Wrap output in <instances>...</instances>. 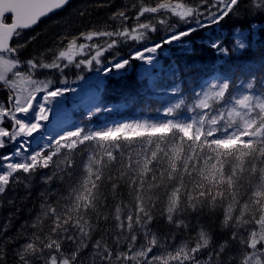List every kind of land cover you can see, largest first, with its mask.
Returning <instances> with one entry per match:
<instances>
[{"label": "snow or ice", "instance_id": "snow-or-ice-1", "mask_svg": "<svg viewBox=\"0 0 264 264\" xmlns=\"http://www.w3.org/2000/svg\"><path fill=\"white\" fill-rule=\"evenodd\" d=\"M69 2L0 0V87L9 90L7 101L0 102V149L16 145L13 152L0 155V195L11 184H22L29 189L38 170L51 169L41 177V182L49 186L42 193L41 213L31 223L25 222L16 236H6L7 227L0 226V264H9V253L11 264H88V261L91 264H232L233 260H239V264H264V58L259 67L243 69L242 75H236L231 69L222 73L217 65L209 78L190 91V103H186L179 66L172 62L165 68L157 56L166 46H175L190 54L188 38L193 33L219 25L229 16L239 18L243 12L254 18L264 17V0H248L247 4L243 0H183L156 2L155 6L147 0H133L124 10L118 9L109 17L114 29L80 32L58 52L49 49L50 62L44 59L45 53L21 61L18 53L28 42L13 47L9 40L18 39L24 30ZM129 9H135L136 23L132 26H128ZM6 15L11 23L5 22ZM141 18L145 22L141 23ZM172 18H176L175 24ZM180 24L186 26L184 30L177 27ZM161 28L165 35L158 42L130 52L127 58L117 52L102 62L103 54L117 48L122 41H146L150 33ZM261 32L264 24L251 23L246 30L236 29L230 44H225V37L221 35L210 37L206 47L217 57L226 58L249 49ZM81 40L85 42L78 43ZM77 50L80 54L94 50L95 55L77 61ZM133 61L143 65L138 78L146 81L147 87L155 89L164 79L169 81L165 91L179 97L178 102L164 109L170 118L155 123L120 122L103 130L76 126L55 137L49 135L46 143L37 149L31 148V138L44 132L45 122L50 120L53 111L50 105L66 93L76 91L56 86L57 82L51 78L33 79L38 70L53 69L63 76L69 66L91 68L95 62L97 73L121 79ZM17 67H24L27 72H13ZM7 72H13L14 79L9 80ZM24 83L31 87H20ZM67 83V78L59 81L62 85ZM257 87L259 94L255 91ZM131 100L128 97L125 102ZM88 103L89 118L111 110L99 91L89 97ZM182 108L190 115L183 117L179 111ZM5 120L10 128L3 126ZM137 140L141 147L133 153L131 146ZM86 142L94 150L86 154V163L82 162L86 175L79 177L76 152ZM118 155V174L108 175L107 179L113 195L119 193L121 182L133 190L134 211L129 210L121 219L118 205L115 248L101 236L92 243L87 257L82 258L93 233L98 231L89 222V213H95L99 219V203L107 200L101 191L104 174L117 162ZM157 166L163 169L159 176L155 174ZM145 174L152 175L151 183ZM245 177L251 194L242 203L238 197ZM54 182H66V195L50 187ZM159 187L171 188L166 192V218L177 229L188 228L180 218L185 211L198 212L205 204L215 207L217 202L229 200L223 224L232 229L230 241L240 245L243 258L238 254L223 260L230 243L225 241L209 253L207 261H201V252L211 242L210 232L203 227L194 242L177 243L174 234L153 231L151 209L154 205L147 193ZM49 220L51 225L45 232V222ZM138 236L144 239L139 248L136 247ZM121 240L126 243L125 251L119 250ZM154 249L159 254H152Z\"/></svg>", "mask_w": 264, "mask_h": 264}, {"label": "trees", "instance_id": "trees-1", "mask_svg": "<svg viewBox=\"0 0 264 264\" xmlns=\"http://www.w3.org/2000/svg\"><path fill=\"white\" fill-rule=\"evenodd\" d=\"M80 0H74L73 4L68 5L66 8L70 6L73 8L74 5ZM125 5H129L125 0ZM108 5H113V0H108ZM148 2V1H147ZM151 2V1H150ZM248 0H243V4H247ZM242 4V7H243ZM124 5V6H125ZM65 8V9H66ZM64 9V10H65ZM63 10V11H64ZM135 10V9H134ZM62 11L60 13L55 14L49 21H45L43 25L47 22L57 19L61 16ZM7 17V16H6ZM176 18H172V23L175 24ZM5 22H9L8 18H5ZM251 23H262L264 24V17L257 16L252 17L250 15H246L243 12L239 16V18L234 16H229L225 18L219 25H212L211 27L201 29L195 33H193L188 40L191 42V53H185L180 48L175 46H168L166 54L164 52H158L157 56L159 58L160 63L167 68V66L175 62L176 65L179 66L180 69V77L183 80L182 88L185 89L184 98L186 99V103H190L189 93L198 85L202 84L204 80L210 77L213 73L214 68L219 65L220 71L226 72L231 69L233 73L236 75H242V70L251 67H259L262 58H264V32H261L258 39L251 43V47L241 53H237L235 55H231L229 57H217L212 49L206 47V42L210 37L223 36L225 37V44H230L233 32L236 29H248L249 24ZM180 30H184L186 27L184 24H180L177 26ZM49 30V29H48ZM55 31V30H54ZM46 31L43 30V33ZM35 35V41L39 43L41 40H49L52 38V33L49 36L46 34L43 38H40L39 34L36 35V32L32 33ZM165 32L161 28L159 31L155 33H151L149 38L144 41L145 43L152 44L153 42H158L163 36ZM31 38V37H30ZM251 40V37H250ZM14 45L22 42V39L19 37L14 40ZM25 47H23L18 53L19 59L21 61H26L33 57L39 56L40 53H45L44 59L47 62L51 61L52 54L48 52L49 49H52V52L56 51V47L53 43H51L50 48H38L35 44H31L30 41H27ZM125 43H130L126 46ZM125 43L119 44V46L110 52L108 55L104 56V60L110 59L112 55L117 52L120 56L127 58L130 52H133V47H135V43L132 41H127ZM167 47V46H166ZM143 67L141 66L139 61H133L131 67L128 69L126 75L121 79H116L113 77H106L105 81L99 87V91L102 99L104 100L105 105H118L120 106L118 109L110 111L108 113L99 115H94L91 118H87L86 112L87 108L77 103V109H73L72 112L69 113V116L66 118L65 125L69 128H74L76 126H85L88 127V121L96 124H106L114 121H122L126 119H132L139 116H147L151 115L155 112H159V109L164 108L169 103L172 104L175 99H179L178 96L173 95L170 91H165V89L169 86V81L164 79L162 84H158L155 89L147 87V82H142L138 78L139 69ZM240 69V71H238ZM75 77L73 72L67 74L68 77ZM259 88V87H257ZM198 90V88H197ZM132 97L130 102H125L126 98ZM182 114L187 111L182 108L179 110ZM85 120V121H84ZM85 127V128H86ZM62 129H65L62 126ZM141 142L137 140L132 146L131 150L133 153L140 150ZM88 143L82 145L78 148L76 152V172L79 177H83L86 175V172L83 170V163H86L87 153L93 151ZM127 149L124 150L125 155V163H127ZM155 165V162H153ZM259 166V165H258ZM153 167V165H150ZM119 168V155L117 162L113 164L111 169L104 174L103 184L101 187V191L106 195L107 200L101 201L97 208V213H99V219L95 213H89V222L95 224L98 228V231L94 232L92 235V242L89 244L87 249H92V243L95 240L100 239L101 236L109 243L110 246L115 248V236L118 233L119 229L117 228V222L115 220L116 208L119 205L121 207L120 215L121 219H124L127 212L129 210L134 211L135 201L133 199L134 192L130 189L127 183L121 182V188L119 193L113 195L111 192V184L108 181V175L116 176L117 169ZM159 166H157V171L155 174L159 176L160 171ZM51 169H40L37 171L35 178L32 180L29 189H25L22 184H11L7 191L0 195V220L3 223V227H7L8 231L5 233L6 236H16L18 231L21 230V226L25 224V222L31 223L33 218L41 213V203L43 202L42 193H44L49 186L45 185L41 182V177L49 174ZM145 177L149 183L152 181L151 174H145ZM187 179V178H186ZM159 183V181H157ZM52 189H59L62 194H65L66 182L59 183L54 182L50 185ZM191 187V185H189ZM171 188L159 187L156 188L153 192H148L153 202V207L151 209V214L154 219L152 225H154L159 231L165 232L166 230L176 231L177 233H181L186 237V232H193L194 228L191 226L193 223L197 222L201 223L205 229H207L213 235L223 234V232L232 230L229 227H226L223 224L224 221V213L230 203L229 200L225 199L223 203L217 202L215 207H210L208 204L203 206V209L198 212H192L191 210H187L183 213L182 218L186 220L188 224V228H180L177 229L172 225L167 223V195L166 192H170ZM251 194V191L248 187V178L245 177L244 182L240 188L239 199L243 203L247 200L248 196ZM65 202H61V206H63ZM127 206V207H125ZM235 215H239L237 211L234 210ZM107 217V220L104 219ZM51 225V220L45 222V232L48 231L49 226ZM151 225V226H152ZM153 227V226H152ZM259 226H257L258 229ZM55 238V237H53ZM215 241L219 242L218 237H215ZM120 247L125 248L126 243L121 240ZM229 254H240V250H236L234 252L226 251ZM241 255V254H240ZM9 264H11V260L9 259Z\"/></svg>", "mask_w": 264, "mask_h": 264}, {"label": "rangeland", "instance_id": "rangeland-1", "mask_svg": "<svg viewBox=\"0 0 264 264\" xmlns=\"http://www.w3.org/2000/svg\"><path fill=\"white\" fill-rule=\"evenodd\" d=\"M107 1L108 0H80L74 5L73 8H70V6L68 8H66L68 5L73 4L74 0H72L63 9L60 10V11H62L60 14L61 16H59L57 19L51 21L50 23L46 22L43 25V23L45 21H49L52 18V16L60 13V11L53 12L48 17L40 20L36 27H34L32 29H27V31L26 30L23 31L20 38L21 39L28 38L27 37L28 35L30 37H35V35L32 34V33H34V31L36 32V35L39 34L40 38H43V36L45 34L47 36H49L50 33H52V38L49 40L44 39V40H41L39 43H37L38 41H35V42L33 41L35 39L28 38L26 41H31L32 44L36 43L35 45L38 48H47V49L50 48L51 43H53L54 46L56 47V51H54V53H55V52H58L60 50V48L66 47L67 40H71L74 36L78 35L80 32L87 33L89 31L109 30L110 28L114 29V25L109 21V17L112 15L113 12H115L118 9L124 10L125 2L122 0H113V5L110 6V5H108ZM125 1L129 4L133 2V0H125ZM147 1L151 4V6H155L156 2H170V3L183 2V0H147ZM81 13H84V14L81 15ZM134 15H135V10L129 9V17L130 18L128 21V26H132L136 23V20L134 19ZM7 18H8V16H7ZM8 19H10V18H8ZM140 22L141 23L145 22V18H141ZM43 30H45L46 32L43 33ZM13 38L10 41V44H9L10 46H13L15 43L14 42L15 38L14 39ZM62 38H66L63 43L61 42ZM16 40H17V38H16ZM127 41L132 42V40H126V41H122L120 44L125 43ZM83 42H85V41H82V40L78 41V43H83ZM96 42L101 43L102 41H96ZM133 42L135 43V47H133L132 51L139 50L145 46L151 45V44L145 43L144 41H142V42L133 41ZM18 44H22V43L18 42ZM125 44H126V46H128L130 43H125ZM167 49H168V46L165 47V49L163 50V52L165 54L167 52ZM93 55H95L94 50L91 51L90 53L86 51L82 54H80L79 50H77V54L75 55V59L78 61L80 59L90 58ZM105 55H108V52H105L103 54V56L101 57L102 62L105 61L104 60ZM64 63H67V61L65 60ZM140 64H141V62H140ZM141 66H143V65L141 64ZM97 67L98 66L95 64V62H93V65L91 68H88L87 66H83V65L81 66V69H77L74 66H69L68 68H66L64 70L63 76L58 71L53 70V69H48V71L46 69H40L32 77L33 79L40 80V81H44L46 79L51 78L57 82L56 86H60V87L67 86L69 88L76 89L75 92H68L64 95V97L57 98V101L53 102V104L50 105V107L53 109L52 113H50V120L48 122H45L46 127H45L44 132L39 133L37 135H34L31 138V140H32L31 148L32 149H37L40 144L46 143L47 142V136L51 135V136L55 137L57 134H60L63 131L69 129V127H67L65 125V122L67 121L66 118L69 116V113L72 112L74 108L77 109V107H76L77 103H80L81 105L83 104V106H85L88 109L89 97L92 94H94L95 92L99 91V87L102 85V83L106 79V76L104 73H102V72L97 73V71H96ZM0 70H2V69H0ZM15 71H22V72L26 73L27 69L24 67H17L15 69H13V72H15ZM13 72H7L6 73L7 78L9 80L14 79ZM70 72H73V74H75V77H74V75H73V77H68L67 74ZM81 76L83 77V79H78V77H81ZM64 78H67V81H68L67 85L59 84V81L64 79ZM0 83L2 84V82H0ZM20 87H31V85L24 83V84H21ZM239 90H243V89H239ZM255 91H256V94H259V88H257ZM176 102H178V99H175L172 104L169 103L164 108L161 107V109H159V112H155L151 115L139 116L136 118L126 119V120H122V121L117 120V121L109 122L106 124H104V123L103 124H96V123L88 121V124H90V125H88V127H86V123L84 122V125H85L84 127H86L89 130H92V129L103 130L106 126L111 127V126H113L117 123H120V122H133V121L148 122V123L163 122L166 119L170 118V117H167L165 115L164 109L169 107V106H172ZM107 107H109L111 109L110 111H113V110L118 109L120 106L108 105ZM110 111H102V112L95 114V115L101 116L102 114L108 113ZM182 115H183V117H187L190 114L188 112H186V113H183ZM88 118L89 117L87 116L86 120ZM62 126L65 129H62ZM81 127H83V126H81ZM41 136H43L44 139H40ZM15 147H16V145H14L10 150H8V151L4 150L3 152H1V150H2L1 149L0 155H2L4 153H8V152H13ZM237 213H239V212L237 211ZM180 218L183 219L182 217H180ZM2 225H3V223L0 220V226H2ZM152 226H153V228H152L153 231L158 232L155 229V226L154 225H152ZM200 228L201 227H199V229ZM198 230H197V232H198ZM197 232H196V235H197ZM158 233L161 235H164L160 232H158ZM168 233H170V232H167V234ZM172 234L175 235L177 243H180L181 241H184V240H188L185 237H181L179 235H176L175 233H172ZM217 237L220 240L219 242H216L215 244H210V246L208 248L204 249L201 252V254L199 256V259H201V261H207L209 253L212 252L213 249L217 248L221 244H224L225 241H230V238L228 236L226 237L224 234H218ZM143 242H144L143 236H138L136 247L139 248L140 244H142ZM65 247H67V245ZM227 249L231 250V252H234L236 250H240V252H241L240 245L234 241H230ZM91 250L92 249H86L81 254L82 258L87 257L88 253L91 252ZM119 250L125 251L126 247L124 249L120 247ZM169 251H172V249L169 248ZM152 254H159V252L157 249H154ZM233 256H237V255L229 254V253L225 252L222 259L227 261L229 257H233ZM242 258H243V255L241 254L240 259H242ZM9 259L10 260L12 259L11 253H9ZM262 259H264V258H262ZM88 264H91V262L88 261ZM232 264H239V260H233Z\"/></svg>", "mask_w": 264, "mask_h": 264}, {"label": "flooded vegetation", "instance_id": "flooded-vegetation-1", "mask_svg": "<svg viewBox=\"0 0 264 264\" xmlns=\"http://www.w3.org/2000/svg\"><path fill=\"white\" fill-rule=\"evenodd\" d=\"M5 18H7V17H5ZM44 19V18H43ZM42 20V19H41ZM11 21V19H9V22ZM6 23H8V22H6ZM39 23V22H38ZM38 23L34 26V27H36L37 25H38ZM34 27H32V28H34ZM32 28H30V29H32ZM25 31V30H24ZM27 31V30H26ZM28 38H30V36L28 35L27 36ZM15 38V37H14ZM13 38V39H14ZM28 38H23L22 39V42H25ZM30 43L32 44V42L30 41ZM47 71H48V69H46ZM1 84V83H0ZM8 94H9V90L8 89H6V88H2V87H0V102H6L7 101V96H8ZM3 126H5V127H11V125H10V123L7 121V120H5V122H4V125ZM8 151V149L6 148V149H2L1 150V152H3V151ZM182 217V216H181ZM167 220V219H166ZM183 220L185 221V223H186V220L183 218ZM198 220H196L194 223H193V225L191 226L192 228H194V230H193V232H186V237L183 235V234H181V233H177L176 231H171V230H166L165 232H161V231H159L156 227H155V229L158 231V232H160V233H162V234H167V232H170V233H175L176 235H179V236H181V237H185L186 239H188L189 241H191V242H194L195 241V239H196V237H197V235H196V232H197V230L199 229V227H203L204 228V226L201 224V223H199V222H197ZM152 227V226H151ZM153 228V227H152ZM231 231L232 230H230L229 229V231H226V232H223V234L227 237H231ZM211 234V242H210V244H215L216 243V241H215V237L218 235H213V233H210ZM226 239V238H225ZM226 251H231V250H229V249H227Z\"/></svg>", "mask_w": 264, "mask_h": 264}, {"label": "water", "instance_id": "water-1", "mask_svg": "<svg viewBox=\"0 0 264 264\" xmlns=\"http://www.w3.org/2000/svg\"><path fill=\"white\" fill-rule=\"evenodd\" d=\"M71 1H72V0H70V2H71ZM65 6H66V5H65ZM65 6H64V7H65ZM64 7H63V8H64ZM63 8H61V9H63ZM61 9L56 10V11H60ZM56 11H54V12H56ZM50 14H51V13H49V14H48L47 16H45V17H42L41 19L48 17ZM6 16H7V15H6ZM8 23H11V21L8 22ZM34 26H35V25H34ZM34 26H33V27H34ZM10 41H11V39L9 40V44H10ZM13 146H14V145H10L7 149L10 150ZM0 150H1V149H0Z\"/></svg>", "mask_w": 264, "mask_h": 264}]
</instances>
